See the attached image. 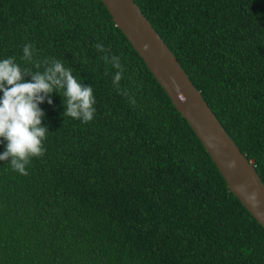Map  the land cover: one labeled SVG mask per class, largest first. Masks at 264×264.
Segmentation results:
<instances>
[{"label":"trees","instance_id":"1","mask_svg":"<svg viewBox=\"0 0 264 264\" xmlns=\"http://www.w3.org/2000/svg\"><path fill=\"white\" fill-rule=\"evenodd\" d=\"M134 1L264 183V0ZM104 55L120 57L119 87ZM10 57L61 60L96 113L64 117L58 90L28 175L0 161V264H264V228L101 0H0Z\"/></svg>","mask_w":264,"mask_h":264},{"label":"clouds","instance_id":"2","mask_svg":"<svg viewBox=\"0 0 264 264\" xmlns=\"http://www.w3.org/2000/svg\"><path fill=\"white\" fill-rule=\"evenodd\" d=\"M98 52L105 53L102 43L95 44ZM144 52H148L150 45H142ZM34 45L24 44L22 48V60L33 63L35 69L41 64L33 62ZM105 63L115 69L112 83L119 87V82L125 71L119 56L104 55ZM43 71H33L30 68H21L14 57L0 59V143L5 150L0 154V161H9L13 171L27 176V165L32 158L42 157L45 154L43 141L49 132L47 126L42 124L44 110L40 107L45 101L49 105L53 103L51 94L62 91L64 104V117L80 120L82 123L91 122L96 113L95 97L92 86L83 85L71 68L54 57L44 60ZM107 75V70L105 72ZM25 76H30L26 80ZM178 97L181 92L174 77H170ZM121 95H127V91L121 89ZM232 169L236 167L235 160L227 165ZM253 193L251 198L255 199Z\"/></svg>","mask_w":264,"mask_h":264},{"label":"water","instance_id":"3","mask_svg":"<svg viewBox=\"0 0 264 264\" xmlns=\"http://www.w3.org/2000/svg\"><path fill=\"white\" fill-rule=\"evenodd\" d=\"M114 24L143 59L172 104L198 137L224 177L229 190L264 228V183L255 166L240 150L220 120L192 83L173 52L134 0H101ZM150 49L144 52L142 45ZM174 77L180 97L172 85ZM235 160L236 167L228 168ZM255 193V199L252 194Z\"/></svg>","mask_w":264,"mask_h":264}]
</instances>
